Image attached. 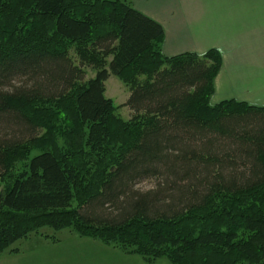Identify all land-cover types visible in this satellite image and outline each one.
Segmentation results:
<instances>
[{"label": "trees", "instance_id": "1", "mask_svg": "<svg viewBox=\"0 0 264 264\" xmlns=\"http://www.w3.org/2000/svg\"><path fill=\"white\" fill-rule=\"evenodd\" d=\"M164 36L128 0H0V253L49 227L149 263L264 264V107L213 105L221 52L168 58Z\"/></svg>", "mask_w": 264, "mask_h": 264}, {"label": "crops", "instance_id": "2", "mask_svg": "<svg viewBox=\"0 0 264 264\" xmlns=\"http://www.w3.org/2000/svg\"><path fill=\"white\" fill-rule=\"evenodd\" d=\"M128 1L163 26L166 57L221 52L213 105L237 101L264 107V0ZM143 264L170 263L143 259Z\"/></svg>", "mask_w": 264, "mask_h": 264}, {"label": "rangeland", "instance_id": "3", "mask_svg": "<svg viewBox=\"0 0 264 264\" xmlns=\"http://www.w3.org/2000/svg\"><path fill=\"white\" fill-rule=\"evenodd\" d=\"M94 76V72L88 69L86 80ZM130 94V87L120 78L111 76L106 82V97L118 107L117 114L125 121L132 117L131 110L125 106ZM152 187L153 183L147 181L139 184L137 189L148 191ZM0 264H143V258L126 254L99 240L80 237L69 229L45 227L39 230V234L19 240L0 253Z\"/></svg>", "mask_w": 264, "mask_h": 264}]
</instances>
